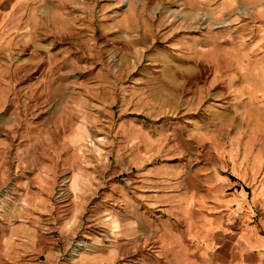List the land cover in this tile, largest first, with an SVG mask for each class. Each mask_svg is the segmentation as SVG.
<instances>
[{"label":"rangeland","instance_id":"374dc122","mask_svg":"<svg viewBox=\"0 0 264 264\" xmlns=\"http://www.w3.org/2000/svg\"><path fill=\"white\" fill-rule=\"evenodd\" d=\"M12 1L0 264H235L264 211V0Z\"/></svg>","mask_w":264,"mask_h":264},{"label":"crops","instance_id":"0c3cea01","mask_svg":"<svg viewBox=\"0 0 264 264\" xmlns=\"http://www.w3.org/2000/svg\"><path fill=\"white\" fill-rule=\"evenodd\" d=\"M18 10L17 3L12 0H0V43L2 44L3 24L7 15H14ZM9 12V13H8ZM6 17V18H5ZM5 18V19H4ZM1 47V45H0ZM259 219L262 221L250 220L252 217H247L241 220V232L236 244V263L235 264H264V211H256ZM205 225V224H203ZM182 228V227H181ZM178 232H182L179 228ZM194 238L191 235V228L187 227V237L181 239V245L188 252L195 248L193 245ZM209 244V243H208ZM207 242L202 241L201 245L207 249ZM1 250V247H0Z\"/></svg>","mask_w":264,"mask_h":264},{"label":"bare ground","instance_id":"6f19581e","mask_svg":"<svg viewBox=\"0 0 264 264\" xmlns=\"http://www.w3.org/2000/svg\"><path fill=\"white\" fill-rule=\"evenodd\" d=\"M75 252H77V250H75Z\"/></svg>","mask_w":264,"mask_h":264}]
</instances>
